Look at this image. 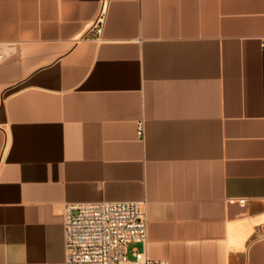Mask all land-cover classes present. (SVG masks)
Masks as SVG:
<instances>
[{"label":"crops","instance_id":"obj_1","mask_svg":"<svg viewBox=\"0 0 264 264\" xmlns=\"http://www.w3.org/2000/svg\"><path fill=\"white\" fill-rule=\"evenodd\" d=\"M99 1L0 0V264L121 199L150 258L264 264V0H109L94 36Z\"/></svg>","mask_w":264,"mask_h":264},{"label":"built area","instance_id":"obj_2","mask_svg":"<svg viewBox=\"0 0 264 264\" xmlns=\"http://www.w3.org/2000/svg\"><path fill=\"white\" fill-rule=\"evenodd\" d=\"M108 1H99L96 19L89 27L94 36L101 32ZM13 52V44L0 42V63ZM244 201L238 200L240 204ZM62 216L64 264H168L166 259L150 258L143 248L128 249L131 243L143 246L147 239L144 200L69 202Z\"/></svg>","mask_w":264,"mask_h":264},{"label":"rangeland","instance_id":"obj_3","mask_svg":"<svg viewBox=\"0 0 264 264\" xmlns=\"http://www.w3.org/2000/svg\"><path fill=\"white\" fill-rule=\"evenodd\" d=\"M133 246H136V244H133V243L129 244L128 249H131ZM128 257H129L130 259H132V255H131L130 252L128 253Z\"/></svg>","mask_w":264,"mask_h":264}]
</instances>
